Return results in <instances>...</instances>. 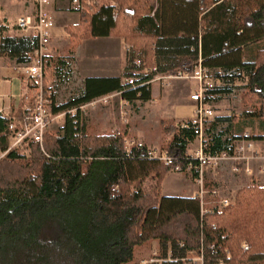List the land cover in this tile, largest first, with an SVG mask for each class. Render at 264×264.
<instances>
[{"label": "trees", "instance_id": "trees-1", "mask_svg": "<svg viewBox=\"0 0 264 264\" xmlns=\"http://www.w3.org/2000/svg\"><path fill=\"white\" fill-rule=\"evenodd\" d=\"M113 1L116 8L109 0L80 3L79 22L66 27L67 53L45 56L40 85L27 78V88L40 87L50 101L52 116L65 113L56 133L47 131L41 145L32 141L26 158L17 149L7 151L10 123L27 112L23 100L0 115V152H6L0 157V264H131L136 250L152 241L160 244L161 257L202 253L207 263L228 252L231 264H264V186H243L232 203L211 212H201L198 198L161 194L175 165L186 168L191 129L160 120L171 135L160 148L173 160L166 165L147 156V144L127 153L124 133L88 134L79 112L69 113L113 93L146 102L150 85L122 81L135 69L134 59L141 61L136 69L154 61L158 72L175 73L191 71L200 51L201 64L221 81L212 93H229L239 79L244 112L264 123V0ZM97 37L129 45L122 75L86 77L75 94L57 103L49 82L71 80L77 44ZM36 46L35 35L10 36L0 24V57L28 64ZM152 75H141L137 84ZM219 125L216 119L205 126L208 147L231 151L239 137L227 136ZM246 138L264 141V134ZM147 180L154 181L149 193L143 190Z\"/></svg>", "mask_w": 264, "mask_h": 264}, {"label": "built area", "instance_id": "built-area-1", "mask_svg": "<svg viewBox=\"0 0 264 264\" xmlns=\"http://www.w3.org/2000/svg\"><path fill=\"white\" fill-rule=\"evenodd\" d=\"M72 5L78 7L80 3L84 5H91L99 2L100 0H69ZM47 0H37L38 7L35 15L19 16L15 20V27L21 32L34 31L37 38V46L33 51V56L28 64L19 66L23 71L25 77L34 78L40 85L41 77L43 75V67L45 56L49 52V44L51 37V29L53 22L51 17L48 16L42 9L43 4ZM109 5L116 8V4L113 0H109ZM153 15V12L151 13ZM129 52V46L126 49ZM135 69L132 70V74L124 78L123 83L131 87H137L139 85H150L152 81H157L159 84L168 85L171 79H187L195 82V87L189 98L195 103L193 112L189 119L177 124L179 128L191 129L193 131L194 138L198 139V146L193 152H188L185 155L187 161L186 168L181 165H175L177 172H187L193 177L197 184V191L192 195L193 198H198L200 202L201 212H211L213 208H222L232 202L231 196H222L220 194V187L211 186L206 187L204 184V174L206 169L212 171L221 170L225 165L230 164L231 173L236 176L242 168L240 164L243 163V170L245 173H250L249 163L256 158H263V154H259L260 150L256 147L253 140L243 137L240 140H236L233 143L232 150L212 151L209 149L208 140L205 136V126L212 121L213 109L209 106L207 98L212 95V91L221 85L219 78L213 77L212 72L201 64V61H196L191 71H177L175 73H162L158 72L155 65H152L148 69H136L141 65L139 59H134ZM71 76L69 79L76 78L73 65L71 66ZM147 73H153L152 77L148 80H143L137 84V80L141 79V75ZM71 80H63L64 83H69ZM120 94V93H119ZM34 97L31 104H29L30 97ZM110 95H106L97 98L85 105L78 108L69 110V113L75 114L79 112L80 121L82 120V113L85 107L88 105H95L96 103L105 102ZM24 108L27 112L18 121H12L9 125L11 131L9 138L8 150L17 149L26 157L30 155V143L37 142L42 144L43 136L48 131L50 122L53 119H60L65 113H59L52 116L50 111V101L45 98L40 90L30 91L27 86L25 92L22 94ZM125 101V100H124ZM127 102V101H125ZM125 115L124 112H122ZM0 115L7 116L2 110ZM122 120L125 121L124 117ZM125 150L130 153L131 148L136 146L138 148L144 145L143 142L127 141L125 139ZM149 148V147H148ZM6 152H0L2 157ZM147 156L151 159H156L163 162L166 165L172 163V158L166 154L160 152V149L155 147L149 148ZM230 254L227 252L224 257H218L207 262L204 259L203 254L189 255L183 257L174 258L170 252L164 257H152L147 260L142 259L140 264H160L162 262L175 263V264H231L227 262Z\"/></svg>", "mask_w": 264, "mask_h": 264}, {"label": "rangeland", "instance_id": "rangeland-1", "mask_svg": "<svg viewBox=\"0 0 264 264\" xmlns=\"http://www.w3.org/2000/svg\"><path fill=\"white\" fill-rule=\"evenodd\" d=\"M10 1H12V3ZM23 2V0H6V2L3 3V11L0 12V14H4V16L7 17V21L11 29L13 27L14 19L21 12L20 6L23 5ZM24 3L26 4V2ZM44 7L46 9V5ZM76 18L77 14H70L69 16H67L66 20L67 22H71L72 20L76 21ZM69 44L70 43L67 41L65 42L63 40H60V49H57L56 53L58 55L66 54L67 46ZM128 46L129 45L127 44H125L124 47L121 46V49L119 51L117 50V46H113L111 48L113 57L110 60L115 61L116 57L118 56V58H120V61H123L124 51L128 55V51L126 50ZM50 52L51 50H49V53ZM108 60V58L102 55L97 58V62L100 64ZM86 61H88V59L82 56L81 62ZM46 79L47 78H45V80ZM122 81H124V78H122ZM80 85L81 82L77 76L72 83L68 84L63 82L60 83V81L53 79L52 82H49V92L55 96V100L57 103H63L77 92ZM194 85V81L187 79H171L168 85H162L157 81H152L150 83L152 99L151 101L146 102H141L138 100L134 102H125L119 93H113L110 94L105 102L100 101L95 105L86 106L84 112L82 113L83 116L81 121H84L85 129L88 134H105L121 131L122 133H124L125 139H127V141H141L144 144H147L149 148L155 147L157 149H160L165 147L169 140V134L164 132V127L161 126L160 120H163L164 122H166V124L176 125V122L190 117L191 109L189 95L194 90ZM241 85V81L237 79L234 83L233 90H231L229 93L218 95L212 93L211 99L215 96L220 97L218 98V101H215L214 99H210L208 101L209 106L213 109V114L214 110H219L223 113H229L230 115L241 114ZM122 112H124L125 115H123ZM122 117H124V119L126 120L123 121ZM63 121L64 117H61L60 119H53L50 122L48 132L52 134L56 133L58 128L63 124ZM254 123L255 125H252V134L261 132V128H259L258 122ZM192 142L193 143L189 144V147H194L195 145L197 146L198 139L194 138ZM29 149V153L31 154V147H29ZM259 150V154L264 153V149ZM19 153L21 152L19 151ZM28 157H30V155ZM261 160H263L261 163H264V157L262 159L256 158L251 160L249 163L250 170L252 163L253 166H257ZM243 165V163L240 164L242 173L240 172L237 179H234L232 181L233 185H227V187H224V189L220 188V194L222 196H231L232 202L234 201L235 193L238 190L236 188H241L244 184L241 177V175L244 173ZM229 166L227 165V167ZM207 170L209 169H206L205 171L204 184L206 183L208 185L207 187L209 188L211 186V183L207 182L205 176ZM246 174L247 173H245V175ZM244 179L249 183L248 185L252 183L256 185L264 184V178L260 179L259 177H256L250 180V178H247L246 176V178ZM191 183L190 173L176 172L172 170L163 178L161 182V194L168 196L189 194L191 193V190L195 188V185ZM228 183L229 180L226 179V184ZM153 184V180H147L143 184V190L146 193H149L150 187ZM215 185H217V183ZM161 253L162 250L160 244L156 241H152L136 250L134 261L131 264H139L142 259L147 260L152 257H161L159 256Z\"/></svg>", "mask_w": 264, "mask_h": 264}, {"label": "crops", "instance_id": "crops-1", "mask_svg": "<svg viewBox=\"0 0 264 264\" xmlns=\"http://www.w3.org/2000/svg\"><path fill=\"white\" fill-rule=\"evenodd\" d=\"M23 1L26 2V4L24 2L22 3L23 5L20 6L21 12L18 16H16V18L24 15H35L37 13V7H38L37 0H23ZM4 2H6V0H0V12L3 11ZM10 2L12 3V1ZM45 5H46V9L44 7ZM42 7L44 12H46V14L50 16L53 21V27L51 29V37H50V47H49V50H51V52L50 53L48 52V54L58 55L56 51L57 49H60V40L69 42V38L66 33V27L78 23L80 20V14L77 11L76 7L72 5L69 0H47V2L43 4ZM70 14L72 15L77 14L76 21L72 20L73 22L72 21L67 22L66 18ZM16 18L14 19L13 27L11 29L9 27L7 17L4 16V14H0V24L5 26L6 33L8 35L10 36L35 35L34 31H27V32L19 31L15 27ZM125 44L126 43L123 41L122 38H114V37H97L93 39L89 38V39L80 40L75 48L74 53L72 54L73 56L72 65L74 67L75 74L80 80V82L86 77H113V76L122 75L123 70L127 64L126 63L127 54L124 51L123 61L122 60L120 61V58H118V56L116 57L115 61H112L110 60L113 57L111 48L113 46H117V50L119 51L121 49V46L124 47ZM101 55L108 58L109 60L101 64L98 63L97 58L100 57ZM82 56L87 58L88 61L81 62ZM196 59H197L196 61L203 60L200 51L198 52ZM152 65H155L154 61L152 62L151 66ZM19 66L21 65L16 64L13 60L9 59L8 57L5 56L0 57V110H2L4 114H9L12 108L13 109L17 108L20 104H22L21 96L25 92L27 86L26 84L27 77H25L23 71L20 69ZM218 98L220 97L215 96L212 99L218 101L219 100ZM151 99H152V93H151V98L148 101H151ZM189 102L191 109L190 113L192 114L195 103L190 98H189ZM244 108L248 109V107H244L242 105L241 114L239 115L237 114L230 115L229 113H223L222 111L214 110L212 121L218 119L220 122L219 126L227 128L228 133L226 135L231 137L232 136L239 137L237 140H240L243 137L246 138L250 135L264 134V123L250 116V114L244 112L245 111ZM187 119L185 118L184 120L182 119L176 122V125L182 121H186ZM254 122H258L259 128H261L260 129L261 132L252 134V128H253L252 125H255ZM168 136H169L168 139H170L171 135ZM192 141H190L189 144L193 143ZM254 142L258 149L261 150L264 149V141L258 140ZM189 144H188L189 153L193 152L198 146L197 144V146L195 145L194 147H189ZM262 161L263 160H261L257 166H253L252 163L250 173L245 175L244 172L241 175L243 179L242 182L244 183L243 186H247L249 184L244 179L246 178V176L247 178H250V180L256 177H259L260 179L264 178V163H261ZM227 165H225L224 169L221 170H217V171H212L210 169L207 170V173L205 175L207 182H210L211 185L220 187L221 189H224V187H227V185H231L232 181L234 179L236 180L240 173L234 176L231 173L230 166L228 165L229 167H227ZM226 179L229 180L228 184H226ZM190 180L192 182L191 184L195 185V188L191 190V193L182 194V195H169V196H192L197 191V184L195 183L191 174H190ZM216 183L217 185H215ZM262 185L264 184H260V186ZM236 189H239V187Z\"/></svg>", "mask_w": 264, "mask_h": 264}]
</instances>
